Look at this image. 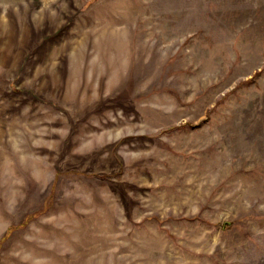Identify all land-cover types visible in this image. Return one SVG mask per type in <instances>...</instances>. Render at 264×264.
<instances>
[{"label":"rangeland","instance_id":"1","mask_svg":"<svg viewBox=\"0 0 264 264\" xmlns=\"http://www.w3.org/2000/svg\"><path fill=\"white\" fill-rule=\"evenodd\" d=\"M0 264H264V0H0Z\"/></svg>","mask_w":264,"mask_h":264}]
</instances>
